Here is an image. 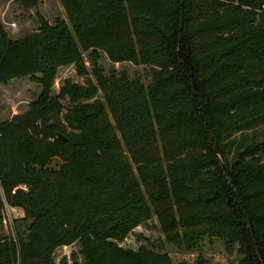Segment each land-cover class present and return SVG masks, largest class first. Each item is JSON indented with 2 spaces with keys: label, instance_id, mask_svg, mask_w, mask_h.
Returning <instances> with one entry per match:
<instances>
[{
  "label": "trees",
  "instance_id": "trees-1",
  "mask_svg": "<svg viewBox=\"0 0 264 264\" xmlns=\"http://www.w3.org/2000/svg\"><path fill=\"white\" fill-rule=\"evenodd\" d=\"M57 1L64 20L36 34L10 40L0 24V86L40 87L0 121V211H22L14 240L0 227V264H67L53 255L72 245L70 264H172L119 245L152 218L181 253L214 239L234 264H264V138L243 144L264 123V0ZM100 54L149 82L103 74ZM69 66L93 82L52 97Z\"/></svg>",
  "mask_w": 264,
  "mask_h": 264
},
{
  "label": "rangeland",
  "instance_id": "rangeland-1",
  "mask_svg": "<svg viewBox=\"0 0 264 264\" xmlns=\"http://www.w3.org/2000/svg\"><path fill=\"white\" fill-rule=\"evenodd\" d=\"M20 2V0H0V24L10 40H17L24 36L38 33L39 25L42 21L51 26L55 19L64 20L63 11L57 0H36L34 7L32 6L30 8H25ZM84 66L89 69L87 61L84 62ZM98 66L102 69L103 74H106L110 70L116 72L123 71L129 79H137L143 85H146L150 80L149 68L133 66L128 63L111 64L101 54L98 60ZM86 80L93 82L88 71L86 75L79 76L76 74L73 66L60 67L56 70L54 79L52 80L50 95L52 97L56 96L62 83L65 81L82 86L85 85ZM39 92L40 87L26 78L12 80L5 86H0V121L23 113L27 109L28 104L36 98ZM99 97V93H97L94 99H99ZM61 105L63 109L69 106L66 101H62ZM246 136L243 144L251 143L249 140L252 136L255 142L263 140L264 123L259 125L254 131L247 132ZM234 139L235 143L240 141L237 135L234 136ZM233 152L234 144L228 147V157H231ZM58 165L59 162L57 160H52L50 163L51 168H56ZM19 210L21 211V209ZM14 222L11 233L15 238ZM155 226L156 222L152 218L146 226L134 229L119 244L120 247L134 251L139 246H145L148 249L166 254L172 264H177L180 261H184L186 264H192L198 256L204 260V264H234L237 260L235 253L229 256L226 255L220 243L214 239H203L200 242L198 250L191 253H181L174 247L162 242L161 234ZM18 231L20 236H23L25 225L20 226ZM1 233L5 235L6 232L1 230ZM8 235H10V232H8ZM137 235L143 238V240L136 239ZM72 252H78L77 245L57 249L53 255L54 262L57 263L61 258H65L67 264H70L68 259Z\"/></svg>",
  "mask_w": 264,
  "mask_h": 264
},
{
  "label": "built area",
  "instance_id": "built-area-1",
  "mask_svg": "<svg viewBox=\"0 0 264 264\" xmlns=\"http://www.w3.org/2000/svg\"><path fill=\"white\" fill-rule=\"evenodd\" d=\"M263 8V7H262ZM22 217V213L18 208L10 207L5 203L2 204L0 211V227L7 237L14 240L13 234L11 233L12 224L15 220ZM10 232V235H8Z\"/></svg>",
  "mask_w": 264,
  "mask_h": 264
},
{
  "label": "water",
  "instance_id": "water-1",
  "mask_svg": "<svg viewBox=\"0 0 264 264\" xmlns=\"http://www.w3.org/2000/svg\"><path fill=\"white\" fill-rule=\"evenodd\" d=\"M50 126H52V124H50ZM58 137H59L62 141H64L63 138H62L60 135H59Z\"/></svg>",
  "mask_w": 264,
  "mask_h": 264
}]
</instances>
